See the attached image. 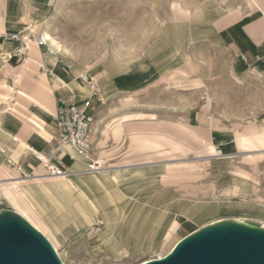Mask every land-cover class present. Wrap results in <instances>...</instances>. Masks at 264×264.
<instances>
[{
    "label": "rangeland",
    "instance_id": "rangeland-1",
    "mask_svg": "<svg viewBox=\"0 0 264 264\" xmlns=\"http://www.w3.org/2000/svg\"><path fill=\"white\" fill-rule=\"evenodd\" d=\"M255 1L264 10V0ZM4 7L7 17L0 21V47L7 44L10 48L0 50V99L6 91L3 86L13 85V77L5 72L19 66L25 58L22 35L35 40L42 30H49L62 46L60 53L51 46V53L64 71L78 65L80 75L86 68L99 86L97 78L107 67L110 79L106 81L109 86H118L117 93L107 94V86H100L99 98L89 97L91 89L78 78L81 87L74 90L90 99L95 115L90 133L93 151L85 159L91 163L101 160L103 167L114 168L111 170L153 169L143 176L158 177L155 183L138 181L135 193L133 189L127 191L123 201H132L128 210L142 191L141 200H155L147 197L151 190L147 192L145 187H153L156 192L168 190L191 203L214 206L213 198L218 197L225 206L241 205L250 210L264 207V147L246 148L235 138V134L252 128L260 130L264 125V55L259 63L254 61L253 53L260 43L264 44V21L262 13L248 0H5ZM230 26L236 37V53L216 45V39L230 36ZM200 27L209 28L207 36L191 40L195 36L192 31L195 33ZM186 30L189 34L185 38ZM38 48L47 53L44 47ZM239 52L245 54L247 62L238 59ZM33 78L36 80V76ZM37 92L33 91L45 101L44 94ZM3 106L4 101L0 100V108ZM144 121L181 122L200 132L208 130L216 155L207 153V146L190 145V139L170 132L173 125H162L161 141H144V148L152 154L154 145L168 155L174 151H166L169 149L165 139H187L183 147L186 149L179 151H183L182 155L126 158L144 152L126 126ZM136 128L130 131L137 132ZM150 137L151 134L146 136ZM64 162L69 163L67 159ZM167 166L175 167L176 175L182 178L161 181ZM234 209L196 221L175 213L172 218L176 228L167 238L161 235L166 215L155 228L148 229L152 246L146 249L114 239L119 220H114L112 214L114 224L107 234L110 242L106 243L105 233L102 234L104 220L99 212L94 226L81 228L69 241L57 240L56 246L64 252L63 264H139L164 256L174 242L217 221L242 220L264 225V217ZM2 210L17 212L13 205L3 206ZM23 218L56 252L48 231L42 229L45 235Z\"/></svg>",
    "mask_w": 264,
    "mask_h": 264
},
{
    "label": "bare ground",
    "instance_id": "bare-ground-1",
    "mask_svg": "<svg viewBox=\"0 0 264 264\" xmlns=\"http://www.w3.org/2000/svg\"><path fill=\"white\" fill-rule=\"evenodd\" d=\"M248 1L251 6L259 7L255 0ZM4 4L5 0H0V21L2 20V17H7ZM24 29L27 28L24 26ZM39 34H41V36L47 41L50 47H55L54 52L61 51L58 42L51 37L49 30H42ZM20 39L22 41L21 50L26 53L25 58L19 66L11 69L9 72H5L13 77V84L18 87V89L7 84L3 86L6 90H4L5 95H3V97L8 98L6 99L8 106H10L16 99V102L11 106L12 111L16 114H21L20 109L26 108L27 104H33L38 109H41L42 106L37 100H35V93H33V91L38 89V86L42 81H45V77L43 76L36 80L33 78L38 67L42 64L36 38L35 40L27 39L26 35H22ZM73 72V75H78L80 70L74 68ZM57 79L61 81V85L54 80L53 88L47 86V89L52 93L54 89H69L75 91V88L80 90L81 86L76 82L69 84L68 81L63 80L59 76H57ZM88 89L90 88L88 87ZM178 130L183 138H188L192 141L190 145L196 144L200 147L207 146V153L210 155H216L214 146H212L208 140V130H201L200 132L196 128L188 126H180ZM235 138H238L241 141L242 146L246 148L264 147V130L262 128L260 130H254L253 128L248 129L246 132L239 133V135L235 134ZM183 140L184 141H175L173 139H165L169 149L166 151L174 152L168 153L167 155V153H164L161 148L159 150L155 149L154 157H173L178 156L177 154L182 155L183 151H179H181L187 144V139ZM76 161H79L80 163L74 166L76 169L75 172L70 173L68 170L66 174L62 175L53 177L43 176L45 178H53L49 182H45L39 177H30L26 178L30 181L21 180L25 178H7L8 180H6L5 183H2V186L5 189L4 195L15 206L17 212L30 221L36 228L39 230L41 229L40 231L43 232L44 230L42 229L48 231L49 237H52L55 241L53 246L56 250L57 256L63 263H65L64 252L58 251L56 246L57 240L69 241L72 237L79 234L81 228L94 226L98 221L97 214L99 212L102 214L104 220V232H102V234L105 233L103 240H105L106 243L110 242L107 236L110 234V230L114 224L111 218L112 214L114 220H119L114 239L132 247L133 245L142 246L144 249L152 246L149 241L152 233L148 234V229L150 226L155 228L158 222L166 215H168L167 221L161 234L165 238L169 237L176 228V222L172 218L175 213H180L196 221L213 218L219 213L223 214L224 212L235 208L232 211L244 214L251 213L256 217H264V207L250 210L243 208V206L240 207L241 205L227 204L225 206L224 201L218 199V197L213 198L212 204H217L216 206H209L210 204L207 203H191L168 190H157L156 192L153 190V187H145V190H147V192H150L151 190L147 197H151L152 199L155 198L154 201L141 200L140 196L143 194L142 191L141 194H138V198L135 197L136 200H133L134 205L128 210L129 207L127 205L128 203L131 204L132 201H123V198L128 195L126 194L127 191L133 189V193H135L134 190L139 187L137 185L138 181L155 183L158 180V177L143 176V173L149 171L153 172V169L134 171H127L126 169L111 170L114 168L110 169L109 167H103L101 160L97 161L98 164L96 166L85 158H77ZM175 171V167L167 166V173L164 175L162 174L161 181L169 182L171 180H180L182 176L176 175L177 172ZM139 175L142 177L138 179ZM241 185L243 186V184ZM109 188L111 190H109ZM156 199H161L162 201H156ZM110 208L113 212L108 211ZM239 222L243 221L240 220ZM261 227H264V225ZM177 242L178 241L172 244L168 252Z\"/></svg>",
    "mask_w": 264,
    "mask_h": 264
},
{
    "label": "crops",
    "instance_id": "crops-1",
    "mask_svg": "<svg viewBox=\"0 0 264 264\" xmlns=\"http://www.w3.org/2000/svg\"><path fill=\"white\" fill-rule=\"evenodd\" d=\"M253 8L258 9L262 13V20L264 21V16H263L264 10L262 9V7L259 5L258 8L257 7H253ZM6 14H7V11H6ZM227 30L230 31L229 32L230 36H227L225 39H220V40L216 39V45L222 48H225L228 52L235 51L236 53V50H235L236 49V39H235L236 37L234 34V30L231 26L228 27ZM194 31L196 34L192 31L191 35L194 34L195 36L194 38L192 37L191 40L204 38L205 36H207L209 32V28L200 27V28L195 29ZM188 34L189 33L186 30L185 38H186V35ZM58 45L60 49L62 50V46L59 42H58ZM4 48H10V45L3 44L1 45L0 50L3 51ZM60 52L61 51H57L56 53H60ZM253 53L255 54L254 61L259 62L260 59L263 58L261 57V55H264V44L260 43V45H258V47ZM40 54H41L42 64L38 67L36 74L34 76H36V79H39L41 76L45 77V81H42L39 85L40 87L38 86V89L36 90L38 91L37 92L38 94L39 93H41V95L44 94V98H46V100L45 101L44 99L42 100L41 97L36 94H34V98L35 100L38 101V103L41 104L42 106L41 109H38L33 104H29V105L27 104L26 108L20 109L21 114L20 113L16 114L12 111L11 106L13 103H11V105L8 106V102L6 100L8 98H5L2 96V98L0 99L4 101V107L0 108V174H1L0 175V206L2 207L11 206L12 208V205H13L9 201V199L4 195L5 189L2 186V183H5V181L8 180L7 178L21 179L19 177L20 171L17 169L16 166H14V164H11V161L17 163L21 167V170H23L25 173H37L40 175L44 174V169L41 166H37V161L32 156L31 151L33 150L38 153L45 154L49 152V150L51 149L52 144H53L51 137H53L55 133L52 115L60 100L66 99L69 96H73L76 99H83L84 97H86V96H80V93H77L69 89H59V90L54 89L53 93L49 89H47V86H51V88H53L54 80H56L58 84L61 85V81L57 79V76H59L63 80L68 81L69 84H71L72 82L77 83L76 78H78L79 75H73L74 74L73 70L74 68H77L80 70V67L78 65H73L71 66L70 70L65 72L63 69V66L60 65L58 61H56L55 55H53V53L44 54L40 51ZM240 54H242L246 58V60H242L240 58ZM247 56L249 58L252 57V55H250V52L249 53L247 52ZM238 59L245 63L247 62L248 58L245 56V54H243L242 52H239ZM48 61H51L50 62L51 64H47ZM41 66L51 68L53 72L55 73V77H49L45 73H41L40 72ZM106 69H107L106 66L103 67V74L101 75V77L97 78V80L99 81L101 88L107 86L106 88L107 94L113 95L119 91L118 86L108 85L109 81H106V79L109 80L110 77ZM94 70L96 69L94 68ZM103 78H104V81H103ZM95 84L100 92V86L97 84V81L95 82ZM12 87H16V86H14L13 84ZM87 96L89 97L93 96L92 90H91V94ZM24 111L27 113H25ZM162 125H167V126L173 125L170 132L174 133L177 136H182L178 130L180 126H188V127L194 128L193 126L189 124L181 123V122L171 123V122H166V121H159V122L144 121V122H139V123H129L126 126L128 133L131 136H134L139 141L140 148L144 152L143 154H139V156L133 154V155L127 156L126 158L132 157V156L154 157L155 155L154 145H152L153 153L149 154L150 150H147L146 148H144V145L142 143L144 141L151 142V143L161 141V126ZM263 127L261 128L264 130ZM132 128H136L134 130H137V132L130 131L132 130ZM150 134H151V137L146 138V136H150ZM79 163H80L79 161H76L75 163L74 162L71 163L69 161L68 167H69L70 173L75 172L76 169L74 168V166ZM39 178H42L43 181H45V179H51V180L53 179V178H45L43 176ZM21 180L25 181L28 179H21ZM49 181H45V182H49Z\"/></svg>",
    "mask_w": 264,
    "mask_h": 264
},
{
    "label": "water",
    "instance_id": "water-1",
    "mask_svg": "<svg viewBox=\"0 0 264 264\" xmlns=\"http://www.w3.org/2000/svg\"><path fill=\"white\" fill-rule=\"evenodd\" d=\"M0 264H63L47 239L13 210L0 212ZM141 264H264V227L222 220Z\"/></svg>",
    "mask_w": 264,
    "mask_h": 264
},
{
    "label": "built area",
    "instance_id": "built-area-1",
    "mask_svg": "<svg viewBox=\"0 0 264 264\" xmlns=\"http://www.w3.org/2000/svg\"><path fill=\"white\" fill-rule=\"evenodd\" d=\"M12 38H16L13 36ZM38 47H44L47 53L52 52V48L47 41L41 36L36 37ZM18 55H21L19 52ZM242 60L246 58L240 54ZM40 71L49 77H55V73L51 68L41 66ZM78 79L92 90L93 95L99 98V90L95 85V81L84 68ZM208 117H205L207 119ZM55 133L51 138L53 144L49 152L45 154L31 151L32 156L37 161V166L44 169V174L25 173L21 167L11 161V164L20 171V178L30 177H53L66 174L69 170L68 164L64 162H75L77 158H87L92 154L93 145L90 140V133L95 122V115L92 112V104L89 98L76 99L69 96L60 100L52 115ZM92 164H98L94 161Z\"/></svg>",
    "mask_w": 264,
    "mask_h": 264
}]
</instances>
